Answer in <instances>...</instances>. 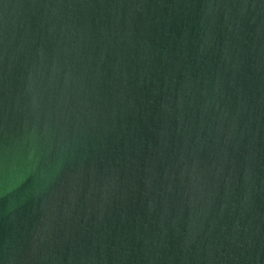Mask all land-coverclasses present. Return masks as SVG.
I'll list each match as a JSON object with an SVG mask.
<instances>
[{
	"label": "water",
	"instance_id": "95a60500",
	"mask_svg": "<svg viewBox=\"0 0 264 264\" xmlns=\"http://www.w3.org/2000/svg\"><path fill=\"white\" fill-rule=\"evenodd\" d=\"M0 264H264V0H0Z\"/></svg>",
	"mask_w": 264,
	"mask_h": 264
}]
</instances>
